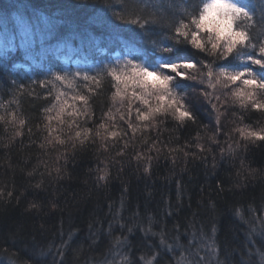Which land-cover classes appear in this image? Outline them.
<instances>
[{
  "label": "trees",
  "instance_id": "16d2710c",
  "mask_svg": "<svg viewBox=\"0 0 264 264\" xmlns=\"http://www.w3.org/2000/svg\"><path fill=\"white\" fill-rule=\"evenodd\" d=\"M209 1L0 0V264H264V0H226V56L198 43ZM118 59L249 78L262 104L192 95L114 139ZM64 87L83 111L52 128Z\"/></svg>",
  "mask_w": 264,
  "mask_h": 264
},
{
  "label": "rangeland",
  "instance_id": "374dc122",
  "mask_svg": "<svg viewBox=\"0 0 264 264\" xmlns=\"http://www.w3.org/2000/svg\"><path fill=\"white\" fill-rule=\"evenodd\" d=\"M232 11L226 0H210L197 25L198 43L205 42L210 50L221 56H226L239 45L242 38L233 29L232 23L236 17ZM261 59L256 64L264 68V50ZM115 67V94L111 114L105 120L104 127L101 126V132L114 129L113 136L109 134L114 139V134L119 130L132 131L133 124L128 119L124 120L125 115L131 118L135 116V123L142 125L151 123L156 116L164 113L177 119L186 118L189 111L187 103L192 95L214 113L231 102L257 107L262 104L257 97L259 88L256 85H263L239 75H215L210 73L211 70L196 69L191 64L168 68V72L156 74L154 70L144 69L141 64H129L126 59L116 60ZM190 92L192 94L187 98ZM55 95L56 101L47 114V125L54 128L56 125L64 126L65 123L70 126L83 111L82 100L67 87L58 90ZM213 123L218 126L219 119L214 118ZM52 128L51 135L54 137ZM75 128L69 129L73 131ZM253 136V133H247L243 139L250 140Z\"/></svg>",
  "mask_w": 264,
  "mask_h": 264
}]
</instances>
